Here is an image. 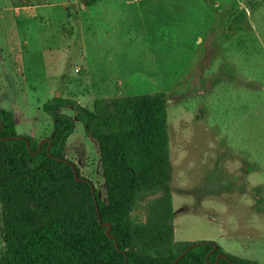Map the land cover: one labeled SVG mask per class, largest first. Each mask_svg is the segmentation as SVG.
I'll return each instance as SVG.
<instances>
[{"label": "rangeland", "instance_id": "1", "mask_svg": "<svg viewBox=\"0 0 264 264\" xmlns=\"http://www.w3.org/2000/svg\"><path fill=\"white\" fill-rule=\"evenodd\" d=\"M212 2L0 0V109L15 115L19 136L41 141L54 128L43 106L60 92L90 109L99 99L166 93L177 242L217 239L228 254L256 251L264 264V237L228 238L236 230L230 206L214 209L198 188L220 145L232 166L253 162L256 173L244 168L264 186V0ZM235 74L249 75L254 87L230 88ZM242 90L253 92L249 101ZM67 159L107 199L99 146L81 123ZM146 200L135 212L141 219ZM4 229L0 203V259Z\"/></svg>", "mask_w": 264, "mask_h": 264}, {"label": "trees", "instance_id": "2", "mask_svg": "<svg viewBox=\"0 0 264 264\" xmlns=\"http://www.w3.org/2000/svg\"><path fill=\"white\" fill-rule=\"evenodd\" d=\"M83 1L93 7L100 0ZM43 109L54 121L53 136L36 155L40 140L34 137L1 140L19 134L15 115L0 109L6 244L0 264H172L185 252L177 264H217L220 255L226 257L219 264H259L234 257L213 241L189 251L196 242H177L166 93L99 99L90 109L60 92ZM77 123L100 150L107 190L105 200L96 190L101 222L92 185L76 180L67 159ZM144 200L141 219L135 212ZM104 223L111 224L119 248Z\"/></svg>", "mask_w": 264, "mask_h": 264}, {"label": "crops", "instance_id": "3", "mask_svg": "<svg viewBox=\"0 0 264 264\" xmlns=\"http://www.w3.org/2000/svg\"><path fill=\"white\" fill-rule=\"evenodd\" d=\"M37 6L38 5H35L30 8L25 6L15 7V9L17 10L18 14H21L23 9H33ZM230 82V88L232 89H237L238 85H241L246 89H252V87H254L250 81V76L246 74H235L232 78H230ZM242 91L246 96V102L249 101L253 92L244 90ZM260 107L262 108V106ZM236 110H240V108H236ZM250 111H252V109L249 111H243L244 115L248 116V112ZM238 115L239 112H236V117H238ZM240 120V118L236 119L237 122ZM236 123L233 124L234 128H236ZM245 139L246 141L249 140L247 137H245ZM230 153V151L226 150L221 145L219 146V149L216 152V157L218 158L215 157L213 158L212 162L210 161L211 165L208 168L207 177H204L201 180V183L198 184V188L207 190V196L213 199L214 209L219 210L218 204H222L223 201L230 206L232 210L231 212H233L235 217L230 220V223H233L234 229L236 230L232 231L229 229V232L226 235L228 238L232 237L236 239L253 240L256 237H264V232L262 229L264 226V213L262 212L264 200L261 196V194H264V186L261 184V182L254 181L252 179L253 176H249L251 175L249 170L244 168L246 164H248V167L251 165L253 168V171L251 172L253 174L257 172L256 166L253 162L241 160L239 166L236 168L232 166L228 160L224 161L225 157H227ZM219 158L224 165H222L221 162H216ZM220 176H223L222 180H219ZM260 192L262 193L260 194ZM222 216L224 217L225 214ZM210 241L216 242L218 240L211 239ZM223 250L228 253L225 249ZM234 257L254 261L257 263L260 262L258 259L259 255L256 251H253V255H250V253L246 251Z\"/></svg>", "mask_w": 264, "mask_h": 264}, {"label": "water", "instance_id": "4", "mask_svg": "<svg viewBox=\"0 0 264 264\" xmlns=\"http://www.w3.org/2000/svg\"><path fill=\"white\" fill-rule=\"evenodd\" d=\"M83 7H85V5H83ZM1 140L3 142H8V141H11V140H25V138L24 137H21V136H11V137H6V138H1ZM26 142H27L28 148L30 149V143H29V141H26ZM51 142H52L51 138L42 139L39 142V150L36 153H34L33 155H36V154H38L41 151L42 146H43L44 143H49L51 145ZM48 151H50V147L48 148ZM72 168H73V171H74V174H75V178H76V180L78 182L87 181V182H89L92 185V190H93V193H94L95 205L97 206L98 219H99V222H101V216H100L99 209H98V198L96 196V188L94 187V185L89 180H84L83 178H81L79 176L78 171H77V167L73 163H72ZM103 226L107 228L106 234L115 241L116 248H119L117 239L113 235H111V231H112L111 224L110 223H104ZM204 245H206L205 242H196V243L192 244V246H190V248L187 251L191 250L192 248L199 247V246H204ZM184 254H182L180 257H178L177 260L175 262H173L172 264H177L182 259V257L184 256ZM209 257H210V254L207 256V261H208ZM225 257L226 256H224V255H220L218 257V259H217V264H219V260L221 258H225ZM126 263H127V261H126Z\"/></svg>", "mask_w": 264, "mask_h": 264}]
</instances>
